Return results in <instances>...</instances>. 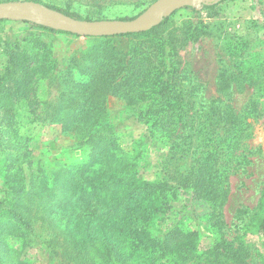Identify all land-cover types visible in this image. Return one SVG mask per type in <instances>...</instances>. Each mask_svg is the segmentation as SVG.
<instances>
[{"label": "trees", "instance_id": "trees-1", "mask_svg": "<svg viewBox=\"0 0 264 264\" xmlns=\"http://www.w3.org/2000/svg\"><path fill=\"white\" fill-rule=\"evenodd\" d=\"M180 9L188 11L181 21L172 19L176 10L146 31L83 36L85 44L71 51L62 67L41 34L4 42L0 264H31L11 244L13 238L21 240L22 248L39 242L53 264H199L202 256L214 264H250L242 246L222 236L221 208L232 162L238 160L236 149L264 97V55H255V62L236 61L233 77L221 75L222 86L243 81L252 92L242 109H207L197 129L202 150L186 170L168 168L163 178L142 179L136 167L139 152L123 150L110 119L109 99L115 97L122 101L123 114L144 123L150 135L169 134L185 122L188 109L178 52L208 28L194 7ZM239 43H229L228 54L234 56ZM39 124L59 125L74 140L72 147L85 151V158L48 169L28 144V126ZM182 190L210 207L218 236L205 250L198 248L196 230L178 224L162 235L151 230L162 205H170ZM257 230L264 235V216Z\"/></svg>", "mask_w": 264, "mask_h": 264}, {"label": "rangeland", "instance_id": "rangeland-1", "mask_svg": "<svg viewBox=\"0 0 264 264\" xmlns=\"http://www.w3.org/2000/svg\"><path fill=\"white\" fill-rule=\"evenodd\" d=\"M39 1L61 9L68 8L82 17L96 20L98 17L130 18L141 13L155 0ZM203 5L195 4L191 7L206 22L207 34L197 41L182 45L178 52L188 109L185 122L169 134L150 135L144 123L123 114L120 99H109L110 119L120 135L123 150L139 152L136 167L142 179L163 178L168 168L175 167L182 171L189 168L202 150L197 129L207 109L212 105L222 110L242 109L252 92V87L243 81L239 83L230 80L222 86L220 77L222 74L233 77L237 71L236 61L255 62V55H264V0H220L211 9L203 8ZM187 13L185 9H177L172 19L174 22L181 21ZM30 33L41 34L44 40L51 42L59 67L65 64L71 51L86 42L83 36L50 32L22 21L5 19L0 21V70L6 60L4 42L13 43ZM232 38L236 42L241 41L237 45L239 49L237 46L234 49V56L228 54L226 48L234 41ZM257 113L249 117L246 136L236 149L238 160L232 162L234 169L228 176V194L221 208L222 236L231 240L234 246L241 245L250 264H264V235L257 230L259 220L264 216V97L260 99ZM28 127V144L48 169L85 158V151L72 147L74 140L62 134L59 125L39 124ZM3 175L0 165V187ZM210 211L207 202L193 198L188 190H182L170 205H162L151 230L155 235H162L174 224L196 230L199 234L198 248L205 250L213 245L218 236L212 225ZM10 242L22 249L25 259L31 264H53L39 242H32L24 248L19 238H13ZM199 264L214 263L202 256Z\"/></svg>", "mask_w": 264, "mask_h": 264}, {"label": "water", "instance_id": "water-1", "mask_svg": "<svg viewBox=\"0 0 264 264\" xmlns=\"http://www.w3.org/2000/svg\"><path fill=\"white\" fill-rule=\"evenodd\" d=\"M218 1L155 0L134 18L96 20L78 19L32 0L1 1L0 20L28 21L79 36H107L146 31L177 9Z\"/></svg>", "mask_w": 264, "mask_h": 264}]
</instances>
